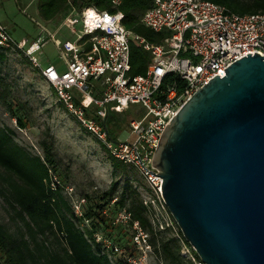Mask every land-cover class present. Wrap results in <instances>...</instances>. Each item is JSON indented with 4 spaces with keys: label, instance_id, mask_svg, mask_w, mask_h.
I'll return each instance as SVG.
<instances>
[{
    "label": "built area",
    "instance_id": "2783aa9c",
    "mask_svg": "<svg viewBox=\"0 0 264 264\" xmlns=\"http://www.w3.org/2000/svg\"><path fill=\"white\" fill-rule=\"evenodd\" d=\"M122 2L112 0L114 6ZM125 18L121 9L85 6L64 17L59 27L71 29L78 34L77 39L62 41L57 36L59 29L52 32L42 25L47 36L41 35L32 42L14 38L0 20V46H13L27 53L32 64L56 88L63 105L110 155L140 171L144 182L136 189L154 226L170 229L180 239L182 253L195 264H207L188 243L172 215L162 188L164 178L157 175L160 170L153 161L167 126L186 101L217 74H227L225 68L236 60L250 52L264 55V12L241 14L212 0H153L140 19L146 26L167 33L159 42L128 28ZM49 40L57 44L66 61L63 72L53 64L42 66L36 55ZM133 43L151 55L146 73L133 74ZM170 74L184 82L181 91L178 78L166 83ZM138 104L140 115L131 118L127 130L113 131L109 124L111 114L123 113ZM133 134L137 137L131 141ZM54 179V185L61 182L57 175ZM76 205L77 215L83 216L81 203ZM103 212L111 215L110 210ZM112 217L118 226L133 223L132 240L139 257L130 255V262L150 264L146 258L150 251L155 253L151 233L133 219L127 206L119 208ZM96 237L107 248L112 247V242L99 232ZM116 250L120 252L118 247Z\"/></svg>",
    "mask_w": 264,
    "mask_h": 264
},
{
    "label": "water",
    "instance_id": "95a60500",
    "mask_svg": "<svg viewBox=\"0 0 264 264\" xmlns=\"http://www.w3.org/2000/svg\"><path fill=\"white\" fill-rule=\"evenodd\" d=\"M248 54L186 101L153 161L207 264H264V55Z\"/></svg>",
    "mask_w": 264,
    "mask_h": 264
},
{
    "label": "trees",
    "instance_id": "16d2710c",
    "mask_svg": "<svg viewBox=\"0 0 264 264\" xmlns=\"http://www.w3.org/2000/svg\"><path fill=\"white\" fill-rule=\"evenodd\" d=\"M212 1L221 2L241 14L264 12V0ZM152 3L153 0H123L119 6H114L112 0H39L38 9L43 19L49 22L90 5L103 10L121 9L126 14L124 22L128 28L151 41L159 42L167 33L146 26L140 19ZM0 58L4 60L7 54L0 51ZM150 61L149 51L133 43V74L146 73ZM176 78L181 91L184 82L175 74H170L166 83ZM52 87L56 92V88L53 85ZM0 93L7 103L3 90L1 92L0 89ZM115 118L113 122L117 123ZM119 119L122 120L120 116ZM18 120L22 127L27 126L24 118L20 116ZM15 134L14 127L0 124V196L7 203L10 217L15 224L13 228L0 221V264H133L128 259L130 255L137 253L133 244L131 254L125 257L120 255L115 247L107 248L104 242H98L96 237V233L104 228L112 232L116 230L121 233L118 241L124 237V245L128 244L127 233L122 232L123 227L114 224L112 217L117 209L124 206L132 212L133 219L140 221L151 233V242L155 254L160 258V264H195L183 255L181 241L169 234L170 229L161 230L154 226L138 189L130 179L114 204L110 216L106 215L103 206L97 203L96 206L90 204L84 207L83 216H78L70 199L63 192L62 182H56L54 185L55 136L50 134L51 139H45L41 143L44 150L42 155L20 144ZM111 159L115 176L128 171V164L113 156ZM118 184L116 181L114 186L105 192L104 197L108 198V202L114 199ZM85 218L90 219V222L86 223Z\"/></svg>",
    "mask_w": 264,
    "mask_h": 264
},
{
    "label": "rangeland",
    "instance_id": "374dc122",
    "mask_svg": "<svg viewBox=\"0 0 264 264\" xmlns=\"http://www.w3.org/2000/svg\"><path fill=\"white\" fill-rule=\"evenodd\" d=\"M38 8L39 0H0V20L14 38L18 40L27 38L32 42L41 35L47 36L43 32L42 25L56 32L64 19L62 17L49 22L43 19ZM57 32V36L62 41L75 40L78 37V34L67 27L60 28ZM0 51L7 54L4 60L0 58V89L1 92L3 90L4 98L7 100L5 103L0 95V124L14 127L16 140L30 151L42 155L44 150L41 143L45 139H51L50 134L55 136L54 172L61 180L64 186L63 192L70 199L75 212L78 209L77 203H81V210L90 204L96 206L97 203L103 206V210L111 211L114 206L113 200L121 196L127 180L130 179L137 188L143 184L140 171L132 165L128 166L127 172L114 175V165L108 149L63 105L52 85L44 78L42 71L32 64L27 53L9 45L0 46ZM36 55L42 66L53 64L61 72L67 69L66 61L53 40L45 43ZM91 106L95 108L93 103ZM140 107L141 105L138 104L123 113L111 114L109 124L112 130L122 128L127 130L130 119L140 115L136 110ZM20 116L27 122L26 127L21 126L18 120ZM114 118L117 119V123L113 122ZM136 137L133 134L130 137L131 141ZM116 181L119 184L115 189V197L108 202L104 194ZM71 188L74 190L71 191ZM94 219L97 220V217ZM0 221L15 227L10 217V209L1 196ZM121 227H123L122 232L128 235H126L129 240L127 245H124L126 243L124 237L118 241L121 233L116 230L112 232L104 228L98 232L111 241L115 249L116 247L120 249V255L128 257L133 244V229L128 224ZM169 234L173 235L170 231ZM136 256L139 257L138 252ZM146 259L150 264H160V258L152 251Z\"/></svg>",
    "mask_w": 264,
    "mask_h": 264
}]
</instances>
